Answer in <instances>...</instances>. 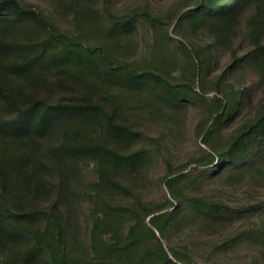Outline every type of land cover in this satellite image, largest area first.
<instances>
[{
  "label": "trees",
  "instance_id": "1",
  "mask_svg": "<svg viewBox=\"0 0 264 264\" xmlns=\"http://www.w3.org/2000/svg\"><path fill=\"white\" fill-rule=\"evenodd\" d=\"M97 1L65 0V7L73 14L74 29L63 30L31 5L19 0H0V70H12L18 76L24 74L28 82L42 72L65 65L68 71L65 74L82 72L90 85L98 83L96 74L102 71L109 79H120L131 86L150 83L161 88L168 104L205 101L206 93L217 92L220 95L210 102L207 118L197 127L198 137H202L210 150L201 155L198 165L205 168L202 175L205 178L245 180L250 193H256L255 199L237 206L209 198L191 190L194 184L191 175H174L177 171L170 170L164 180L173 200L165 196L160 201L135 198L128 203L117 202L113 191L132 192L113 174L120 169L133 170L146 151L124 152L113 144L112 137L128 142L138 137L137 131L128 124L116 122L100 102L86 98L83 105L61 102L44 105L26 91L23 82L7 86L0 78V100L18 111L14 117L0 122V136L9 140L7 147H0V238L13 239L19 232L32 238L23 264L40 255H48V264H193L191 247L174 245L175 228L196 226L207 231L214 226L225 228L240 220L241 226L217 242L214 252L227 254L241 246H253L262 250L263 258L254 256L249 262L237 264H264V112L241 119L231 130L225 129L240 113L239 106L244 101L242 93L225 82L226 71L215 83L210 81L211 65L207 59L186 43L173 42L166 29L164 40L176 46L186 60L181 72L186 82H175L171 71L162 67L167 64L166 58L154 59L146 67L136 65L117 49L119 36L140 17L153 25L158 34L159 19L148 6L141 9L142 13L136 8L120 14L114 10L113 0H100L101 8H97ZM14 17L16 20L12 21ZM189 19L198 26L210 28L218 40H223L225 34L236 35L245 27L254 48L242 54L235 52L231 67L244 60L253 63L264 76V0H188L180 21ZM100 20L107 24L104 38L96 45L88 38ZM21 24L28 27L18 31L17 37L7 36L15 25ZM31 28L38 30L43 38L35 40L30 36ZM196 81L202 93L196 91ZM125 94L114 91L109 95L110 101L123 105L131 98ZM24 102H28L26 107L22 106ZM56 114L65 116V136L71 139L56 146L55 168L60 169L64 162L65 166L69 162L75 166L85 160L94 161L96 166L98 177L89 182L82 194L89 201L92 219L85 244L75 223H66V216L64 234L59 199L48 207H27L29 199L35 197L44 182L40 174L47 163L37 156L38 148L31 143L23 151H17L16 143L35 131L48 130ZM102 117L111 137L95 132ZM148 217L150 225L146 222ZM162 238L169 242V251ZM80 244L85 254H79Z\"/></svg>",
  "mask_w": 264,
  "mask_h": 264
},
{
  "label": "rangeland",
  "instance_id": "2",
  "mask_svg": "<svg viewBox=\"0 0 264 264\" xmlns=\"http://www.w3.org/2000/svg\"><path fill=\"white\" fill-rule=\"evenodd\" d=\"M19 1L42 12L57 27L63 30L74 29L73 14L65 7V0ZM69 1L78 2V0ZM187 1L113 0L114 10L120 14L136 8L142 13L141 9L148 6L151 13L159 19V33L156 34L155 27L140 17L134 25L119 36L120 44L117 49L121 50L124 58L134 61L141 67H146L147 63L154 59L166 58L167 64L162 67L171 71L172 76L176 77L175 82H186L181 77L182 69L186 64L183 54L176 46L164 40L165 29L169 30L173 42L182 41L189 45L196 54L207 59L211 65L208 76L210 81L215 83L218 76L226 71L225 82L234 91L242 93L244 101L242 100L239 106L240 113L225 125V129L231 130L238 126L237 123L241 119L264 112V76L257 71L253 63H245L244 60L231 67L235 52L242 54L254 48L252 41L247 37L248 32L245 27L236 35L225 34L223 40H218L210 28L198 26L192 19L181 23L180 17L185 11ZM101 5L100 0L97 1V8H101ZM11 20L15 21L16 17ZM24 23L27 24L26 21ZM99 23H96V31L88 38L96 45L104 38L107 24L103 20ZM23 27L28 26L15 25L7 36L17 37L18 31H21ZM31 29L33 30L30 36L32 35L35 40L43 38L38 30ZM262 42H264V37ZM65 71V65H61V67L42 72L40 76H36V79L27 82L24 74L18 76L12 70L1 68L0 78L7 86L23 82L27 88L26 91L33 94L44 105H55L60 102L83 105L86 104V98L94 103L100 102L106 112L113 114L116 122L128 124L137 131L138 137L128 142L119 137H116L117 139L112 137L113 144L124 152L137 149L146 151V155L133 170L120 169L113 174L117 181L132 192L129 194L120 190L113 191L115 201L128 203L134 201L135 198H141L144 201H160L165 196L173 200L164 180L170 170L177 171L174 175L179 173L191 175L194 180L191 190L198 194H205L212 199H222L237 206L254 201L256 193H250L245 180H230L229 177L205 178L202 176L205 168L197 162L205 151H210L202 137H198L197 127L207 118L211 108L210 102L220 94L212 91L205 94V101L168 104L163 98L164 90L150 83L131 86L120 79H109L105 73L100 71L96 74L99 81L95 86L88 84L82 72L71 76L65 74ZM198 83L196 81L195 89L202 93ZM114 91L126 92L125 96L131 98L128 102L124 101L123 105H114L109 98ZM27 104L28 102H24L22 106L26 107ZM17 113L14 107L0 100V122L4 118L14 117ZM97 124L95 131L97 134L112 136L107 130L105 117H102ZM70 139L69 136L68 138L65 136V116L56 114L48 130L35 131L31 136L25 137L22 142L16 143L15 148L17 151H23L28 149L31 143L32 146L38 148L37 156L45 159L47 163L46 169L40 174V180L44 182L36 190L35 197L29 199L27 207H48L59 199L64 214V234L66 216V223L69 221L75 223L83 244H85L89 238L92 219L89 201L82 194L88 188L89 182L96 180L98 175L92 160L79 162L75 166L70 162L65 166L64 162L60 169L55 168L53 156L57 154L56 146ZM6 141L9 140L1 135L0 147H7ZM172 209L174 207L170 210ZM149 219L148 217L146 222L150 225ZM177 226L178 224L174 227ZM240 226V220L224 226L225 228L214 226L207 231H201L196 226L184 228L178 226L172 232V241L177 246L188 244L191 247L193 264H237L244 261L249 262L254 256L263 258L261 249L246 245L227 254L214 252L216 243L234 233ZM157 234L161 238L160 234ZM161 240L169 251L167 239L162 238ZM32 243V238L21 232L13 239L7 236L0 238V264H23L24 253ZM79 247L81 248L79 254H85L84 246L80 244ZM48 261V255H40L24 264H48Z\"/></svg>",
  "mask_w": 264,
  "mask_h": 264
}]
</instances>
